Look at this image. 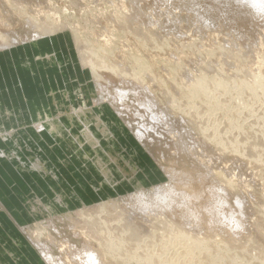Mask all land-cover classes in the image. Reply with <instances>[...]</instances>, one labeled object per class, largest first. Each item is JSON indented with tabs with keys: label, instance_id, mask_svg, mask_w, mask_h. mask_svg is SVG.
Instances as JSON below:
<instances>
[{
	"label": "rangeland",
	"instance_id": "1",
	"mask_svg": "<svg viewBox=\"0 0 264 264\" xmlns=\"http://www.w3.org/2000/svg\"><path fill=\"white\" fill-rule=\"evenodd\" d=\"M138 1L139 0H0V35L8 34L13 36L17 34L16 36L20 39L26 37L27 35L33 37L35 35L33 33L35 28L32 25L31 26L34 29L31 28L29 20L32 19L33 21H41L44 18H51L55 24H58L59 22L60 24L64 23L65 28L70 30L68 32H60L57 34V36L62 37L65 41V51L63 50L62 52L65 56H67L66 60H70L72 65L70 71L68 70L66 72L65 70V73H68V80L66 82L69 84V90L67 92L69 95L71 94L73 97H76L75 105L69 102L70 104H68L67 107L63 106L62 108H59L60 110L55 111L52 116L54 120L56 119L58 122H61V125L55 132L63 135L68 134L73 142V145L66 146V144H72L67 141L69 137L66 136L65 138H60L59 142L54 140L51 143L49 142L48 145L46 143L44 145V142L42 141L43 143L41 142L42 144L38 149H42L43 152L37 153L35 149L31 147V145L29 147L26 145L28 144V141L26 140L27 142H23V145H18L19 148L11 150L10 154H16L20 152L18 157L22 160V162L33 165L38 160L40 161L41 166L45 168H48L47 164L50 161L56 167H58L59 170L60 168H64L63 170L68 172H72L70 167L72 156L82 157L83 155L87 160H89L90 163V173L92 177L90 178L91 183H89L88 186L91 191L95 188V185L98 186V184L102 185L103 188H107L104 185L103 179L99 176L102 171L100 163H103L107 169L110 168L112 171L117 169V167L114 165H120V167H123V170L126 168V174L123 176L126 177L130 183H132L131 190H129L130 194L141 189L138 186L139 183H137L139 181L138 179H145L147 181V183L143 185L147 189H150L155 184H164L167 182V176L163 173V170L165 169H171L173 171L184 172L185 174L192 175L195 178L194 181H198L195 182L197 188L202 185L208 187L227 180V183L230 184V186L233 185L227 189V201H229L233 210L239 212L240 208L235 198L238 194L240 195V198L243 200L245 205L243 216L249 224L248 230L251 231L248 234L247 240L252 238L255 239V241H257L258 245L260 246V249L258 247L252 249V245L250 248V243L246 244V247H249L250 251H253V256H259L261 254L260 258L264 259V237L261 235L260 231L257 230L259 228L261 229L262 225L260 224L264 222V169L262 170L264 167H260L259 162L250 159L248 160L247 157H244L245 155L243 156L237 152H222L219 147L214 145L209 135V133H217L221 130L225 134L233 133V135H235L236 133V137L238 136L241 138L242 135H244L243 131L248 130V127L251 126L250 122L254 121L255 119V123L260 128L261 132L264 133V85L261 86L263 89L259 87L261 90H258V86H260V84H256L258 86L253 84L255 83L254 80L256 81L257 79L258 81L257 76H262L261 78H264V18L257 19L253 23L242 22L240 19L237 20L230 17L223 18L220 16L214 18L213 20L211 19L212 16L211 18L209 15L207 16V14L211 15V13L207 10V4L210 3V1L207 3L208 0H191L195 3L190 2V0H182L183 2L181 0ZM13 2L15 6L13 5ZM201 2L204 4V6L201 4ZM15 3H17L19 6ZM197 3L202 7H199ZM21 4H23L22 7ZM122 4L124 6V11H122L121 8ZM138 4L140 8L138 7ZM221 5L219 7L222 10H225L224 8L228 7L226 4L225 6L224 3ZM17 6L23 8L24 10L22 9V11L21 8H17ZM125 6L128 8V10L130 9V14L128 13V10L125 8ZM13 7L16 10L19 9L18 11L21 10L22 12L20 11V14L16 12V10L14 12ZM192 8L194 10H192ZM136 9L138 11H136ZM195 9L197 11L201 10V14L200 12L199 14L196 12V14ZM203 10H205V12ZM203 12L204 14H202ZM1 13L4 18L1 16ZM20 15H23L25 18L23 16L21 17ZM128 15L129 18H127ZM146 15H149L147 16V21ZM202 15H205L204 17L205 20L207 19L206 21L202 19ZM13 16L15 20L13 19ZM41 17L44 18L41 19ZM2 18L7 23L2 21ZM198 18L200 21H198ZM26 19H29L27 22L29 25H27ZM148 19L150 20L148 21ZM124 22L126 23L124 24ZM68 24L69 27H66ZM26 26L29 27L26 29ZM154 27L159 31V35L158 31L157 34H155L156 30ZM5 28L6 30H4ZM62 28L64 27L62 26ZM71 28L74 29L72 30ZM140 28L142 31L144 30V32H146L145 35L148 33L149 34L147 36L142 35L143 32L141 33V31L139 32L138 30ZM103 32H105L107 35L102 34ZM152 34L157 35L160 38L162 37L161 39L165 42V44L162 40L161 43L159 39L156 38L157 36H153ZM151 35L153 37H151ZM101 36H103V38ZM148 36L149 38L146 40ZM150 37L152 40L155 38L156 41L152 43L150 41ZM76 39H79V41L81 40L83 43L87 44L91 51L97 53L99 52L98 56L101 57L102 62H106V69H98L100 71L99 77L102 85L107 86L110 92L111 90L115 92L118 88H125L126 92H129V96L123 101H119L117 104L118 109L114 114V117H118L116 125L113 123V121L110 123V121L102 120V123L99 124V130L90 131V133L96 138L98 142L97 145L92 139V136L89 135L90 138L86 136V132L81 131L78 136L75 134L72 135L73 133L69 132L70 129L66 128L63 124V119H66L69 114L77 113V115H80L81 110L85 111L82 109V106H84V97L86 96H88L91 102L90 105H88L87 102L88 110H90L89 114L91 116V119L89 120H93V122L90 124L95 125L96 122L94 123V120L97 119H95V117L101 116L95 112V109H98V106L100 105V103L96 104L95 100L98 99V96L100 97L102 91L100 90L99 86L97 87V80L94 82L92 77L93 73L91 75V70H89L90 68L84 67L80 62V59L77 56L78 52L76 53L77 47L74 48L77 42H75ZM145 40L146 43H144ZM108 41H110V43ZM148 41L150 42V45L147 44L149 43ZM73 42H75V44ZM151 43L153 47L151 46ZM159 43L162 45V47H164L162 51L160 50L162 47ZM158 47L160 48L159 50ZM228 51L231 54H229ZM231 55L234 57H231ZM206 63L215 64L212 65V67L214 66L215 69H212V67H210L211 65ZM119 65L121 68L127 65L125 66L126 68L124 67L125 69L123 68V70L133 68V71L137 76L135 75L134 79L133 77H128L130 80L128 81V79H125V81L123 77L127 75V70L125 71L124 75V71L121 72L122 69H120V67L118 68ZM67 66L68 65L66 64L63 67ZM202 67H205V70L208 68L209 71L211 69L212 70L209 73L208 70H206L205 73ZM117 68L119 72L117 71ZM117 72L119 74L122 73L124 76L121 77V74H116ZM245 74L246 77H244ZM95 76H97V72L95 73ZM247 76L248 79L246 80ZM230 77L236 82H233ZM224 79L228 81H225ZM218 80L220 82L222 81L220 86L217 85L219 84ZM248 80H250V83H248ZM251 81L253 82L251 83ZM213 82L216 84L214 85ZM181 83L182 85H180ZM205 83L207 85H204V87L201 86ZM208 83H213V85L210 86ZM61 84L63 86L65 85L63 77H61ZM159 84L167 86L166 88L168 90L165 89V91L167 90L166 92H170L173 97L175 96L174 98H181V100H184V104L182 103L181 105L185 106V104L188 103L189 105L185 107L191 105L190 108L188 107L189 109L186 108V110H183L181 108L182 106L180 107L167 103L165 96H169L170 94L168 93L169 95H167L166 93L164 96V90H162L163 87ZM183 84L195 86V90H200L199 96H196L195 99L189 98V100H187L188 97L186 96H189L190 94L188 95L186 91L183 92L182 89V91L179 90L180 87L184 86ZM200 86L203 87L202 91ZM53 87L54 88L50 90L53 92L55 91V94H66V91L62 92V90L57 87L55 79L53 81ZM146 87H149V90L146 89ZM176 87L179 89H175ZM80 88L84 90L83 96L79 92ZM95 88L97 92L95 91ZM207 88L213 91H220L216 92L217 95L215 94L214 96V92L211 94ZM49 91L47 89L48 93H50ZM47 92H45V95ZM174 92L177 93L173 95ZM208 92L211 94V96L208 94ZM14 94L17 93L15 92ZM18 95L19 94H17V96ZM176 95H179L178 97L180 98L176 97ZM109 97L114 101L115 94H111ZM156 98L158 101L156 100L157 102H154ZM103 105H106L110 110L112 109V112H114L112 106L115 105L111 104V102H103L100 106ZM9 108L11 110V104L9 105V103H3L2 106H0L1 115L3 116V118H0V120L3 119L11 125L15 119V114L13 111H8ZM84 113L86 114L87 111ZM125 116L127 119H124ZM106 118H108V115H106ZM252 118L254 119L252 120ZM41 120H47V118L45 117L40 119L36 121V123H40ZM96 121L100 123V120L97 119ZM195 121L202 122V126L197 127L195 125ZM34 123L35 122L32 124ZM144 126H147V128L150 130L145 132L148 136V139L145 138L144 141L141 142L136 139L135 133L138 129H144ZM17 127L18 126L16 124V128ZM132 129L133 131H131ZM97 131L100 133H96ZM56 137L58 138V136ZM74 144L77 146L75 147ZM23 146L25 148L24 150ZM21 150H23V152H21ZM25 150L28 151V153ZM125 153H127L126 158L124 157L126 156ZM234 153H237V155ZM139 157L143 161V164L140 163L141 165L147 164L149 167H152L147 171H144L142 169L143 167L138 164L139 162L136 161L137 158L139 159ZM247 160L253 162H248ZM261 160H264V149L261 154ZM129 161H131V164L128 165ZM126 163L128 166H135V163L139 166L136 174L134 173L137 168L132 167L133 169L131 170L130 167H126ZM67 164H70V166ZM5 168L6 167H2L1 169L5 171ZM94 171L96 172L97 176L93 175ZM48 174H50V172ZM51 176L53 177V175ZM118 179L121 180L122 177H118ZM127 183L129 182L127 181ZM25 186L28 188L30 187L28 184H25ZM123 194H125V192L119 193V195L112 196L107 199H101L100 201L95 200L94 203H110L111 201L116 202L117 200L118 205V203L120 204L122 202L123 198H126L127 194L125 196H123ZM24 198H22L23 201H30L27 198ZM36 201L37 203L40 202L35 200L33 203ZM86 202L78 207L77 205H73L74 207L71 206L69 209L68 206H63L61 209L47 208L46 211H41L37 219L27 226H32L36 223L42 222V225L46 227V230L48 229V231H44V234L42 233V235H40L42 236L41 240L45 239L44 241L46 244V241L53 239V237L58 238L54 239L53 241L56 242V245H58L53 247V255L56 254L58 257H61L60 254L62 251L60 245L61 243L67 242V240L70 241L71 244L76 245V247L79 245L78 248L80 247L79 249H82V244H85L86 238L83 240V238L79 236L77 237V235H75L76 232L74 231L79 230L78 232L83 233L85 230H87L81 226V224H84L83 220L85 218L83 219V217L77 216L78 214H76L75 211L83 208L84 206H92L91 203ZM122 203L120 204L121 207L124 206V202ZM109 208L112 209V207ZM109 208L106 209L108 210L106 213L111 212L114 214V208L112 211ZM72 212L74 213L72 214ZM99 213L100 210L98 211V214ZM125 214H127V212H125ZM125 214H117L115 219L116 227L121 231L128 230L124 228V221L128 219ZM2 215H5L6 217L4 226L10 231L9 232L5 229L3 232L8 233L11 237H13L11 230H13L12 227L14 225V221L8 216L6 212L3 211L0 216V219L3 220ZM60 216L63 217L61 218ZM56 217L58 219H56ZM170 218L174 219V217L171 215ZM67 219L69 221H67ZM78 221L81 224H79ZM70 222H73L71 223L72 225ZM74 222L78 223H75V225L80 229L73 225ZM49 223L52 224L50 225L52 227L48 226ZM134 225L136 227L145 229V234H141L144 235L142 236V240H140L136 246L137 256L130 255V249L127 248L129 250H124V255L120 256L125 259H120L119 261L121 264H150L153 258H144V255H152L159 252L158 247L154 245L155 243L148 244L154 238V236L159 233L158 227L151 223L149 224L145 222V220L141 217H137ZM0 227H2L1 224ZM82 229L84 230L82 231ZM130 230L133 229L130 228ZM203 230H205L208 235H206L207 233L202 231V229L201 232L199 230V233H197L199 238L203 241V244L207 246L204 248L208 250H216L217 245L221 242L219 241L220 237L226 235H224L222 230L218 229L209 232L206 229ZM84 233H86V231ZM164 234H167V232ZM24 235L21 234L20 237L23 241H25V243H28L31 252L33 253V262L36 264H46L42 261L39 252L30 243V240H28L25 233ZM80 235L83 236L82 234ZM93 236L94 235H92L91 238H93L94 241L91 240V243H93L91 245H94L95 247L98 244H95L96 240ZM145 239L147 240L145 241ZM247 240L240 238L239 242H245ZM74 241L77 243H72ZM195 241L196 242L194 244H197L198 240ZM53 242L51 243L53 244ZM48 243L50 246H52L50 242ZM185 244V248L191 246L190 242ZM178 248H180V246ZM176 249L177 248H174L173 250L176 251ZM187 250L190 251V249L187 248L185 252ZM182 251L183 250L179 249V253L176 251L178 255L172 254V256L170 254L168 255L169 257H164V255L158 256L163 262L165 261V264H167V258L169 259L173 257L174 259L180 257L179 259H182L183 261L185 258L183 259L182 256L184 255L185 257H188L189 255H196L195 258H201L204 254L203 251L198 249H195L190 253L186 252L185 254L184 252L181 254ZM20 252L23 256L31 257L25 250L21 248ZM115 252L120 253L121 249H116ZM206 253L217 256L218 251H207ZM65 258L66 255L63 257V259ZM71 259L72 258H69L66 264H75ZM238 259L239 258L237 257L236 260ZM223 260H225V257ZM241 262L238 264H250L244 261L242 263ZM253 264L264 263L255 262Z\"/></svg>",
	"mask_w": 264,
	"mask_h": 264
},
{
	"label": "bare ground",
	"instance_id": "2",
	"mask_svg": "<svg viewBox=\"0 0 264 264\" xmlns=\"http://www.w3.org/2000/svg\"><path fill=\"white\" fill-rule=\"evenodd\" d=\"M3 1V0H2ZM12 1V0H11ZM140 1V0H139ZM138 1V2H139ZM182 1V0H181ZM197 1H201V0H197ZM196 1V2H197ZM210 1V3H209ZM5 2V1H4ZM20 2V1H19ZM134 2V1H133ZM141 2V1H140ZM143 2V1H142ZM183 2V1H182ZM190 2H192L190 0ZM8 3V2H7ZM22 3V2H20ZM132 3V1H131ZM188 3V2H187ZM192 3H195L194 1ZM204 3V2H203ZM207 4L208 5V8L207 10L211 13L210 14H207V16L209 15V17L212 18L214 20V18L216 17H223V18H227V17H230L232 19H240L242 22H247V23H253L255 22L257 19H260V18H264V0H208L207 1ZM219 3L220 5L222 3H224V5L226 4L228 7H225L224 9L225 10H222L219 6ZM10 4V3H9ZM7 4V5H9ZM12 4V2H11ZM16 5H18L17 3H15ZM133 4V3H132ZM136 4V3H135ZM141 4V3H140ZM198 4V3H197ZM196 4V5H197ZM202 4V2H201ZM206 4V3H205ZM229 4V5H228ZM13 5H14V2H13ZM23 4H21V7H22ZM126 5V4H125ZM204 6V4H202ZM225 5V6H226ZM15 6V5H14ZM19 6V5H18ZM17 8H21V7H18ZM127 6V5H126ZM125 6V8H127ZM134 6V5H132ZM186 6V5H185ZM198 6L200 7L201 5L198 4ZM223 6V5H221ZM12 7V5H11ZM25 7V6H23ZM123 4H122V11H124L123 9ZM137 7V5H136ZM138 7H139V4H138ZM202 7V6H201ZM8 8V7H7ZM14 8V7H13ZM12 8V9H13ZM129 8V7H128ZM127 8V10H128ZM135 8V7H134ZM133 8V9H134ZM140 8V7H139ZM138 8V9H139ZM5 9V8H4ZM11 9V8H10ZM23 8H21L22 10ZM15 8H14V12H15ZM19 10V9H18ZM16 10V12H20ZM24 10V9H23ZM22 10V11H23ZM130 10V9H129ZM129 10H128V13H129ZM192 10H194L192 8ZM196 10V9H195ZM207 10H206V13H207ZM4 11V10H3ZM2 11V12H3ZM8 11V10H7ZM6 11V12H7ZM12 11V10H11ZM21 11V12H22ZM136 11H138L136 9ZM201 11V10H200ZM200 11H195V13L197 12L199 14ZM205 12V10H203ZM1 12V11H0ZM10 12V11H9ZM20 12V13H21ZM126 12V11H125ZM124 12V13H125ZM135 12V10H134ZM191 12V11H190ZM204 12L202 14H204ZM19 13V14H20ZM127 13V14H128ZM131 13V12H130ZM129 13V14H130ZM196 13V14H197ZM9 14V13H8ZM13 14V13H12ZM17 14V13H16ZM24 14V13H22ZM133 14V13H132ZM136 14V13H135ZM201 14V12H200ZM6 15V14H5ZM18 15V14H17ZM1 16H2V13H1ZM16 16V15H15ZM21 16V15H20ZM19 16V17H20ZM23 16V15H22ZM21 16V17H22ZM27 16V15H26ZM136 16V15H135ZM147 16L149 15H146V21H147ZM205 16V15H204ZM202 15V19L205 20V17ZM3 17V16H2ZM8 17V15H7ZM11 17V16H10ZM24 17V16H23ZM30 17V16H28ZM33 17V16H32ZM235 17V18H234ZM4 18V17H3ZM3 18L1 19L2 21H5L3 20ZM18 18V17H17ZM16 18V19H17ZM25 18V17H24ZM44 18V17H41V19ZM129 18V15L128 17ZM136 18V17H135ZM208 18V17H207ZM13 19H14V16H13ZM19 19V18H18ZM39 19V18H38ZM151 19V18H150ZM148 19V21L150 20ZM172 19V18H171ZM178 19V18H177ZM15 20V19H14ZM22 20V19H21ZM27 20V21H26ZM26 23L28 22L29 19H26ZM60 20V19H59ZM116 20V19H115ZM130 20H133V19H130ZM207 20V19H206ZM205 20V21H206ZM210 20V19H209ZM20 21V20H18ZM62 21V20H61ZM121 21V20H120ZM198 21L199 18H198ZM202 22H204L203 20H201ZM211 21V20H210ZM6 22V21H5ZM118 22V21H117ZM7 23V22H6ZM29 23H30V26L32 25L34 28H35V31L33 32L35 35L33 37H30L29 35H27L26 37L24 38H19L15 35L11 36V35H0V53H4V52H9V51H13V50H18L19 47H21L22 49L24 48V50H28L29 48H34L35 46H37L38 44V41H46L47 39H51V38H55L57 36V34H59L60 32H68L70 31L69 29L65 28V25L64 23L63 24H60V22L57 24H55L51 18L48 19V18H44L42 19L41 21H33L32 19L29 20ZM121 23V22H120ZM119 23V24H120ZM123 23V22H122ZM126 22H124L125 24ZM206 23V22H205ZM5 24V23H4ZM14 24V23H13ZM18 24V23H17ZM122 24V25H124ZM27 25H29L27 23ZM121 25V24H120ZM4 26V25H3ZM10 26V25H9ZM8 26V27H9ZM31 26V28H33ZM62 26L64 28H62ZM126 26V25H124ZM7 27V25H6ZM12 27V26H11ZM10 27V28H11ZM16 27V26H15ZM27 27L29 26H26V29ZM61 27V28H60ZM66 27H69V24L66 25ZM129 27V26H128ZM127 27V28H128ZM157 27V26H156ZM163 27V26H162ZM4 28V27H3ZM2 28V29H3ZM33 28V29H34ZM131 28V27H130ZM142 28V27H141ZM140 28V29H141ZM155 28V27H154ZM159 28V27H158ZM168 28V27H167ZM32 29V30H33ZM62 29V30H61ZM72 29V28H71ZM74 29V28H73ZM72 29V30H73ZM126 29V27H125ZM139 30V32L141 31L142 35L144 36H147L148 34L145 35L146 32H144V30L142 31V28L141 30ZM6 30V28L4 29ZM127 30V29H126ZM154 30V29H153ZM156 32L155 34H157V29L155 28ZM8 31V30H7ZM10 31V30H9ZM32 32V31H30ZM130 32V31H129ZM132 32V31H131ZM139 33V34H141ZM163 33V32H162ZM65 34V33H64ZM73 34V33H72ZM102 34H106L105 32H103ZM101 34V35H102ZM151 34V33H150ZM32 35V34H31ZM68 35V34H67ZM107 35V34H106ZM105 35V36H106ZM141 35V36H142ZM153 36H157V35H154L152 34ZM151 35V37H153ZM158 35H159V31H158ZM161 35V34H160ZM73 36V35H72ZM163 36V35H161ZM22 37V36H21ZM64 37V36H63ZM103 38V36H101ZM150 37V41L152 43H154L156 41L155 38H152ZM62 38V37H61ZM60 38V39H61ZM107 38V37H105ZM110 38V37H109ZM140 38V37H139ZM146 38V37H145ZM149 38V36L146 38V40ZM156 38L159 39V41L161 42V38L159 36H157ZM142 39V37H141ZM74 40V39H73ZM146 40L144 41V43H146ZM62 41V40H61ZM68 41V40H67ZM78 43H77V42ZM143 41V39H142ZM158 41V40H157ZM163 41V40H162ZM53 42V41H52ZM76 42V46L77 47V51L76 53L78 52V57L80 59V62L82 63V65L84 67H87V68H90L89 70H91V75L94 79V82L97 80L96 84L97 87L99 86L100 90L102 91L100 97L98 96V99L95 100V103H100V105L104 102L106 103V101H109L111 102V104L115 105V106H112L113 110H114V114H115V111L117 112V104L119 103V101H123L124 99H126L129 95V92H126L125 88H118L116 89V91L114 92L113 90H109V88L107 86H104L102 85L101 81H100V77H99V70L98 69H102L103 68H107V65H106V62H102L101 60V57H99V52H93L89 49V46L85 43H83L81 40L79 41V39H76L75 40ZM75 42H73L75 44ZM110 43V41H108ZM149 42V41H148ZM72 43V42H71ZM151 43V46L153 47ZM162 43V42H161ZM163 43L165 44V42L163 41ZM89 44V43H88ZM150 45V42L147 43ZM157 44V43H156ZM160 44V43H159ZM155 45V44H154ZM161 45V44H160ZM45 47V46H44ZM160 47V46H159ZM158 47V50L160 49ZM162 47V45H161ZM164 47H162V49H160L161 51L163 50ZM75 49V50H76ZM31 50V49H30ZM44 50V48H43ZM105 50V49H103ZM230 50V49H228ZM37 51V50H36ZM65 51V50H64ZM29 52V51H28ZM15 53V52H13ZM20 53V52H19ZM229 54H231L229 51H228ZM12 54V53H11ZM34 54V53H33ZM37 55V54H36ZM12 56V55H11ZM29 56H33L32 54L29 55ZM233 55H231L232 57ZM44 57V56H43ZM47 57V56H46ZM230 57V58H231ZM234 57V56H233ZM35 58H36V61H35ZM35 58H33V61H31L30 63H37V58L38 59H42L41 56H35ZM55 58V57H54ZM13 59V58H12ZM15 59V58H14ZM44 61V60H43ZM45 62V61H44ZM16 63V62H15ZM43 63V62H42ZM80 63V65H81ZM120 64V63H119ZM208 64V63H206ZM205 64V65H206ZM210 64V63H209ZM208 64V65H209ZM53 65V64H52ZM204 65V66H205ZM212 67V65H215V64H210ZM82 66V67H83ZM122 66V65H121ZM127 66V65H125ZM124 66V67H125ZM207 66V65H206ZM45 67V66H44ZM81 67V68H82ZM120 67V65L118 66V68ZM124 67H120L121 72H123V74L125 75V71H126V74L127 75H122L121 74V77H123V79L127 80L128 81L130 80L129 78L133 77V79L135 78V73H134V69L133 68H128L126 70H123ZM131 67V66H130ZM218 67V66H217ZM67 68V67H66ZM75 68V67H74ZM118 68H117V71H118ZM126 68V67H125ZM124 68V69H125ZM203 70L205 71L206 73V70H208V73L212 70V69H215L214 66L212 67V69L209 71V68L208 69H204L205 67H202ZM20 69V68H19ZM62 69V68H61ZM60 69V70H61ZM218 69V68H217ZM216 69V70H217ZM32 70V69H31ZM49 70V68L47 69ZM56 70V69H55ZM23 71V70H22ZM25 71V70H24ZM36 71V70H35ZM62 71V70H61ZM26 72V71H25ZM85 72V71H84ZM97 72V76H95V73ZM116 72V71H114ZM119 72V71H118ZM116 73V74H119V73ZM136 72V71H135ZM37 73V72H36ZM48 73V72H47ZM246 74H248L247 72H245ZM68 74V73H66ZM119 74V75H120ZM246 74L244 77H246ZM27 75V74H26ZM30 75V74H29ZM7 76V75H6ZM5 76V77H6ZM137 76V75H136ZM47 77V76H46ZM95 77V78H94ZM127 77V78H126ZM129 77V78H128ZM258 77V81L256 79V81L254 80L255 83V86H258L256 84H260L259 87L263 86L264 85V78H261L262 76H257ZM264 77V76H263ZM51 79V78H50ZM222 79V78H221ZM220 79V80H221ZM227 79V78H226ZM224 79L225 81H228L229 80V77H228V80ZM230 79L232 80V78L230 77ZM248 79V76L246 78V80ZM38 80V79H37ZM125 80V81H126ZM197 80V78H196ZM223 80V81H224ZM25 81V80H24ZM39 81V80H38ZM224 81V83H225ZM233 82H236L235 80H232ZM231 81V82H232ZM250 80H248V83ZM26 82V81H25ZM49 82V81H48ZM155 82V81H153ZM219 84H217L218 86H220L222 83V81L220 82L218 80ZM230 82V80H229ZM253 81H251L252 83ZM128 83V82H126ZM183 83V82H182ZM182 83L180 85H182ZM185 83V82H184ZM214 85L217 83L213 82ZM208 83L210 86L213 85ZM5 84V83H4ZM31 85V84H30ZM29 85V86H30ZM108 85V84H106ZM163 87L162 90H164L163 92V95L165 96L166 93L167 95L170 94V92H166L168 89L166 88L167 86L165 85H162V84H159ZM179 85V86H180ZM184 85V84H183ZM192 85V84H191ZM204 85H207L206 83L201 85L204 87ZM252 85V84H251ZM17 86V85H15ZM42 86V85H41ZM84 86V85H83ZM200 86V87H201ZM254 86V85H252ZM161 87V88H162ZM183 87V88H182ZM179 88H175V89H179L180 91L183 90V92H187L189 96H186L188 97L187 100H189V98H193L195 99L196 96H199V93H200V90L197 91L195 90V86H190V85H187L185 84L184 86H182ZM199 87V88H200ZM203 87H201V91L203 90ZM209 87V86H207ZM31 88V87H30ZM66 88V87H65ZM219 88V87H218ZM217 88V89H218ZM37 89V88H36ZM68 89V88H67ZM146 89L149 90V87ZM165 89H167L165 91ZM182 89V90H181ZM208 89V88H207ZM261 89H263V87H261ZM260 88L258 90H261ZM2 90V89H1ZM4 90V89H3ZM132 90V89H131ZM209 90V89H208ZM207 90V91H208ZM45 90H43L42 92L44 93ZM95 91H96V88H95ZM129 91V90H128ZM136 91V90H135ZM176 91V90H175ZM179 91V92H180ZM220 91V90H218ZM217 90H209V92L212 94L214 92V96L216 94V92H218ZM29 92V91H28ZM46 92V91H45ZM80 94H82V96L84 95V90L82 88H80L79 90ZM97 92V91H96ZM151 92V91H150ZM172 92V91H171ZM178 92V93H179ZM208 92V94L211 96V94ZM169 93V94H168ZM177 92H174L173 95H175ZM111 94H115V99L114 101L111 100V98L109 97V95ZM56 95V94H54ZM208 95V97H209ZM217 95V94H216ZM61 96V95H60ZM80 97H82L81 95H79ZM133 96V95H131ZM171 94L169 96H165L166 97V102L167 103H170L171 105L174 104L176 106H182L181 108L183 110H186V108H190V106L188 107H185L187 105H189L188 103L184 105H181L182 103L184 104V100H181L180 97H178L179 95H176V97L180 98V99H177V98H174ZM212 96V97H214ZM97 97V96H96ZM134 97V96H133ZM60 98V97H59ZM144 98V97H143ZM85 100V103H84V106H82L83 110L85 111H80V113L82 115H84L85 113L84 112H88L90 110H88V105H87V101H89L88 99L84 98ZM158 99L156 98L154 102H157ZM25 102V101H24ZM29 102V101H28ZM45 102V101H44ZM152 102V103H154ZM188 102V101H187ZM46 103V102H45ZM63 103V102H62ZM94 103V102H92ZM180 105H178V104ZM54 104V103H53ZM94 104V105H96ZM169 104V105H170ZM44 105V104H43ZM100 105L98 107H100ZM40 106V105H39ZM104 106V105H103ZM106 106V105H105ZM15 107V106H14ZM185 107V108H184ZM17 108V107H16ZM28 108V107H27ZM188 108V109H189ZM108 109V108H107ZM112 110V109H111ZM49 111V110H48ZM110 111V110H109ZM105 112V111H104ZM107 112V111H106ZM46 113V112H45ZM13 114V113H12ZM15 114V113H14ZM58 114V113H57ZM125 114V113H124ZM7 115V114H6ZM17 116V115H16ZM20 116V115H19ZM24 116V115H23ZM44 116H47L46 114ZM252 116V115H251ZM29 117V116H28ZM27 117V118H28ZM49 117V116H48ZM47 117V118H48ZM26 118V117H25ZM26 118V119H27ZM57 118V117H56ZM69 122H73L75 121H79L81 123H84L82 122L81 118L79 116H77V113H72L71 115L67 116ZM118 118V117H117ZM126 118V116L124 117V119ZM251 118V117H250ZM257 118V117H256ZM110 119V118H109ZM116 119V118H115ZM120 119V117H119ZM127 119V118H126ZM249 119V117H248ZM254 118H252L253 120ZM56 120V119H55ZM55 120H52L49 118L47 120H41L40 123H34L32 125L33 127V130H32V134L34 135V138L35 137H38V138H45L47 136H51L50 132L51 133H54V131H57L58 127L60 126L58 121H55ZM102 120V119H101ZM123 120V119H122ZM47 121V122H46ZM256 119L254 121H251L250 125L248 128V130L246 131H243L244 132V135H242L241 138H239L238 136V139L236 137V133L235 135H233V133H229V134H225L223 133L221 130L218 131L217 133H209L210 135V139L211 141L214 143V145H216L217 147H219L222 152H226L228 151V153L231 151V153L233 152H237L241 155H245L244 157L249 160H253V161H257L260 163V167L263 166L264 167V160H261V154H262V151L264 149V133L261 132L260 128L257 126V124L255 123ZM96 122V121H94ZM115 122V121H114ZM117 122V121H116ZM128 123V122H127ZM97 124V123H96ZM101 124V121L100 123ZM85 125V123H84ZM127 125V124H126ZM125 125V126H126ZM195 125L197 127H200L202 126V122H196L195 121ZM4 126V125H3ZM1 127V126H0ZM114 127H117V126H114ZM112 128V127H111ZM154 128V127H153ZM128 129V128H127ZM124 130V129H123ZM129 130V129H128ZM148 130H150L149 128H147V126H144V129H138L136 130V133H135V137L137 140L139 141H144V139H148V136L146 135L145 132H147ZM88 138L89 135L92 136V139L95 141V144L97 145L98 142L96 140V138L90 133V131L88 130V128H85V130ZM133 131V129L131 130ZM125 132V131H124ZM26 133V132H25ZM133 133V132H132ZM5 134V133H4ZM7 134V133H6ZM55 135L51 136L52 139L54 140H57L59 142V139L60 138H65L66 137H69L67 141H69L70 143L72 144H69L66 146H70V145H73V142L70 138V136L68 134H58V132H55L54 133ZM128 134V133H127ZM32 135V136H33ZM238 135V134H237ZM241 135V134H240ZM13 135H9V137H11ZM58 136V138L56 137ZM244 136V137H243ZM3 137L7 138L8 136H2L0 135V139H3ZM115 137V136H114ZM129 138V137H128ZM125 139V138H124ZM44 140V139H43ZM136 140V141H137ZM37 141V140H36ZM128 141V140H127ZM75 142V141H74ZM37 145H39V143L35 142ZM120 143V142H119ZM228 143V145H227ZM42 144V143H41ZM125 144V143H124ZM230 144V146H229ZM127 145V144H126ZM227 145V146H226ZM74 146L76 147L77 145L74 144ZM128 146V145H127ZM141 146V145H140ZM128 148V147H127ZM218 148V149H219ZM138 149V148H137ZM219 149V150H220ZM1 152V151H0ZM145 152V151H144ZM237 153H234L237 155ZM238 154V155H239ZM0 158L2 159H8L10 160L11 162L14 161V159H11L7 153L5 152H1L0 154ZM140 156V154H139ZM76 157V156H75ZM132 158V157H130ZM134 160V159H133ZM247 160V161H248ZM6 161V160H5ZM22 161V160H21ZM156 161V160H155ZM253 161H248V162H253ZM135 162V161H134ZM145 162V161H144ZM89 163V162H88ZM117 163V162H116ZM256 163V162H255ZM136 164V163H135ZM258 164V163H257ZM32 165V164H31ZM101 165V168H102V171L101 173L105 176V178L107 177H112V173L114 172V170H110L107 169V167L102 163H100ZM145 165V164H144ZM147 165V164H146ZM11 166V165H10ZM115 167H117V169H119L121 171V174L124 175L126 174L125 170H123V167H120V165H114ZM158 166V165H157ZM93 167V166H92ZM137 168V166H135ZM133 167V168H135ZM132 167H130V169L132 170L133 169ZM17 169V167H16ZM64 169V168H63ZM62 169V170H63ZM264 168H262L263 170ZM31 170H33L34 173L38 172V173H44L46 174V170L41 166V163L40 161H36L35 164L32 165L31 167ZM135 170V169H134ZM155 170V169H154ZM138 171V168L137 170L135 171L134 174H136V172ZM89 172V171H88ZM87 172V173H88ZM134 172V171H133ZM67 173V172H66ZM163 173L167 176V179L168 181L165 182L164 184L162 183H159V184H155L153 185V187H151L150 189H147L145 186H143L144 182L142 179H138L139 181L137 183H139V187L141 189H139V191L137 190L136 192L134 193H129V191L125 192V194H123V196H125L126 194V198L122 200V202H124V206L121 207V203L117 205V200L116 202H110V203H106V202H98V203H91L92 206H84L83 208L79 209V210H76V214H78L77 216H80V217H83V222L84 226L78 221L79 224H81V226L84 228V229H87L85 230L86 233H80L78 232L77 230L74 231L76 232L73 233L75 235H77V237H81L83 238V240L86 238L85 240V244L83 246L82 249H79L78 246L76 247V245L74 244H71L70 241L67 240V242L65 243H61V251L62 253L60 254L61 257H58V255H53L52 252H53V247L54 246H58L56 245V242H53L54 238L53 239H50L47 242V244L45 243V239L41 240V237L40 235H42V233L44 234V231H48V229L46 230V227H44L42 225V222L41 223H36L32 226H25L22 228H20V231H22L23 233L26 234V237L28 238V240H30V243L35 247V249L39 252L40 254V258L42 259L43 262H45L46 264H66L68 262V259L69 258H72L71 260H73V262L75 264H121V262L119 261L120 259H125L123 257H120L121 255H124L123 251L124 250H129L130 249V255H133V256H137V253H136V246L138 245L139 241L142 240V236L144 235H141V234H145V229L144 228H140V227H136L134 225V222H136L137 220V217H141L142 219L145 220V222L147 223H151L155 226L158 227V231L159 233L157 235L154 236V238L148 243V244H152V243H155L154 245L156 247H158V253L157 254H152V255H149V254H145L144 255V258H153L150 262V264H165V261L163 262L159 256L160 255H164L165 256H168V255H178V250H183L181 254H184L186 252L190 253L192 251H194L195 249H198L200 251H203L204 254H203V257L199 258V257H196V255H189L188 257H183V261L182 259H179L180 257L178 258H167V264H238L239 262H246V263H250V264H253L255 262H262L264 263V259H261L260 256L261 254L258 256H253L252 253L253 251H250L249 247L247 248L246 247V244H249L250 243V248H251V245L253 246V248H256L258 247L260 249V246L258 245L257 241H255V239H248V234L251 232L250 230H248L249 228V224L248 222L246 221V219L244 218V202L243 200L240 198V195L238 194L235 198V200L237 201V204L240 208V211L237 212L235 210H233L230 206V203L229 201H227V197H226V194H227V189L228 187H232L230 186V184L227 183V180L226 181H223L221 183H216V184H213L211 186H208L206 187L205 185L203 186H199V188H197V185L195 184V182H198V181H194V177L190 174H185L184 172H177V171H173L171 169H165L163 170ZM63 174V173H62ZM153 174V173H152ZM49 175V174H47ZM88 175V174H87ZM97 176V175H96ZM162 177V176H161ZM165 178V177H164ZM18 179V178H17ZM148 179V178H147ZM108 180V178H107ZM123 180H128L126 177L123 178ZM136 180V179H135ZM110 181V180H108ZM129 181V180H128ZM158 181V180H157ZM163 181V180H162ZM200 182V181H199ZM59 183V182H58ZM117 184V183H116ZM152 184V183H151ZM200 184V183H199ZM204 184V183H203ZM3 185V184H2ZM36 185V184H35ZM43 185V184H42ZM37 186V185H36ZM71 186V185H70ZM99 186V184H98ZM61 187V186H60ZM65 188V187H64ZM8 189V188H7ZM35 189V188H34ZM10 190V189H9ZM12 190V189H11ZM40 190V189H39ZM44 190V189H43ZM207 190V191H206ZM15 192V191H14ZM38 192V191H37ZM91 193V192H90ZM20 194V193H19ZM115 194V193H114ZM37 195V194H36ZM96 197V196H95ZM98 197V196H97ZM64 198V197H63ZM92 198V197H91ZM119 198V197H118ZM100 200V199H99ZM59 202V200H58ZM2 204V203H1ZM123 204V203H122ZM3 206V205H2ZM112 207V209L114 208V214L109 212V213H106V210L107 208L109 207ZM69 207V206H68ZM107 207V208H106ZM3 209V208H2ZM110 209V208H109ZM112 209H110L112 211ZM100 210V213L98 214V211ZM103 210V211H102ZM5 211V210H4ZM58 211V210H57ZM36 212V211H34ZM125 212H127V214H125ZM71 213V212H70ZM74 212H72L73 214ZM125 214L126 217L128 219H126L124 221V225H125V229L127 231H121L119 230L117 227H116V224H115V219H116V216L117 214ZM69 215V214H68ZM114 215V216H113ZM170 215L173 218H170ZM76 216V215H75ZM61 218L63 216H60ZM59 217V218H60ZM55 218V217H54ZM56 219H58L56 217ZM71 219V218H70ZM55 220V219H54ZM63 220V219H61ZM72 220V219H71ZM78 220V219H77ZM42 221V220H41ZM52 221V220H51ZM58 221V220H57ZM64 221H65V218H64ZM67 221H69L67 219ZM134 221V222H133ZM15 222V221H14ZM47 222V221H46ZM49 222V221H48ZM54 222V221H53ZM21 223V222H20ZM73 223V222H70V224ZM76 222H74V226ZM76 223V224H78ZM56 224V223H54ZM52 224H48V226H50ZM72 225V224H71ZM260 225H262L261 229H257L258 231H260L261 235L264 237V222L261 223ZM80 226V225H78ZM45 229H43V228ZM52 227V226H50ZM77 227V226H76ZM81 227V228H82ZM49 228V227H48ZM79 228V227H77ZM130 228H132L133 230H130ZM80 229V228H79ZM82 229V231L84 230ZM201 229L202 231H205L203 229H206L208 232L209 231H213L215 229H218V230H222L224 232V235L226 236H222L220 237L219 241H221L218 245H217V249H205L204 247H207L203 244V241L199 238L198 236V233H199V230L201 232ZM55 230H56V227H55ZM71 230V228H70ZM75 230V229H74ZM262 230V231H261ZM51 231V230H49ZM81 231V230H80ZM163 231H166L167 234H164L166 232H163ZM71 232V231H70ZM198 232V233H197ZM206 232V231H205ZM204 232V234H205ZM58 233V232H57ZM82 234L83 236H81L80 234ZM88 233V234H87ZM203 233V232H202ZM207 233V232H206ZM21 234V233H20ZM60 234V232H59ZM94 235L93 237L95 238L96 240V245L94 247V245H91L93 243H91V240H93V238H91L92 235ZM172 234V235H170ZM24 235V234H23ZM52 235V234H50ZM85 235V236H84ZM208 235V233L206 234ZM169 236V237H168ZM47 237V236H46ZM181 238V239H180ZM242 238L243 240H247L245 242H239V239ZM48 239V238H47ZM58 239V238H57ZM147 239H145L146 241ZM195 240H198L197 241V244H194L196 241ZM144 241V242H145ZM52 244L51 242H53L52 246L49 245V243ZM187 242H190L191 246H188L187 248L190 249L187 250L185 252V250L187 248H185ZM72 243H77V242H72ZM183 243V244H182ZM14 245V244H13ZM180 246V248H178ZM249 246V245H248ZM119 248L121 249V252H115V250H119ZM129 248V249H127ZM174 248H177L176 252L175 250H173ZM33 249V248H32ZM249 249V250H248ZM163 250V251H162ZM248 250V252H247ZM31 251V250H30ZM34 251V250H33ZM60 251V250H59ZM170 251H173V252H170ZM175 251V252H174ZM207 251H218V254L217 256L215 255H212L210 253H206ZM262 251V250H261ZM2 252V251H1ZM35 252V251H34ZM181 252V251H180ZM3 253V252H2ZM60 253V252H59ZM169 253V254H168ZM187 253V254H188ZM259 254V253H258ZM8 255V254H7ZM15 255V254H14ZM38 255V254H37ZM66 255V258L63 259V257H65ZM159 255V256H158ZM180 255V254H179ZM4 256V255H3ZM173 256V255H172ZM10 257V256H9ZM169 257V256H168ZM225 257V260H223ZM237 257L239 258L238 260ZM11 258V257H10ZM242 259V260H241ZM16 260V259H15ZM241 260V261H239ZM22 261V259H21ZM14 262V261H13ZM40 262V261H39ZM241 262V263H242ZM15 263V262H14ZM17 264V263H16ZM42 264V263H41ZM138 264V263H137Z\"/></svg>",
	"mask_w": 264,
	"mask_h": 264
},
{
	"label": "crops",
	"instance_id": "3",
	"mask_svg": "<svg viewBox=\"0 0 264 264\" xmlns=\"http://www.w3.org/2000/svg\"><path fill=\"white\" fill-rule=\"evenodd\" d=\"M60 38L61 37L56 36L55 38L53 37L51 39H47L46 41H38V43H36L38 45L33 49L29 48L28 50H24V48L22 49L21 47H19V49L16 51L13 50L0 53V106H2L3 103H9V105L11 104V110L9 108L8 111H13V113H15V119L13 120L11 125L3 119L0 120V135L8 136L7 138L3 137V139H0V151L7 153V155L11 159H14V161L11 162L8 159L0 158V216L5 210L4 212H6L8 216L11 217L13 221H15V226L13 225V230H11L13 237H11L10 234L3 232L6 229L4 226V221L6 220L5 215H2L3 220L0 219V224L2 226L0 227V264H36L32 260L33 253L30 251L28 243H25V241H23L20 237L21 234H24L22 231H20V228H22V226L25 227L33 223L37 219L41 211H46L47 208L61 209L63 208V206L71 207L73 205H77L78 207L86 201H88L86 203H92L95 202V200L100 201L101 199H107L109 197L119 195V193H124L127 190H131L132 187V183H130V181L128 180H123L124 176L120 173L121 171L119 169H115L114 167L115 170L112 173V177H107L110 181H108L103 174H99V176L104 181V185L107 188H103L102 185H95V188L91 191L88 186L89 183H91L90 178L92 177L90 173V163H88L89 160H87L83 155L82 157L72 156V160L70 161L71 166L70 164H67L71 167L72 172L64 171L62 170L63 168H60V171L58 167H56L49 161V163L47 164L48 168L43 167L47 172L46 174H44L38 172L34 173L33 170H31L32 165L22 162L18 157V154L20 152L16 154H10L11 150L19 148L18 145H23L22 143H26L27 141L28 144L26 145L28 147L31 145V147H33L37 153L43 152L42 149H38L41 145V142L43 141L44 143H42L44 145L45 143L48 145L49 142L51 143L52 141H54L51 136L55 134L50 132L51 136L49 135L43 138L44 140L38 137L34 138V135L32 134V123L45 117L47 118L48 116L49 120H54L52 118L53 113L55 111H59V108H62L63 106L67 107L68 104H70L69 102L73 103V105L76 104V97H73L71 94L69 95L67 92L69 90L67 89L69 84H67L66 82L68 79L65 70L66 72L68 70L70 71L72 65L70 60H66L67 56H65L62 52L64 50L65 41L63 40V38ZM31 54L33 56H29ZM38 55L41 56L42 59L37 58L36 64L30 63L31 61H33V58ZM66 64L68 65L67 68L63 67ZM48 68L49 70H47ZM61 77L64 78V86L61 84ZM54 79L55 83H57V87L61 89L62 92L66 91V94L54 95L55 91L53 92L52 90H50L54 88ZM47 89L48 91L50 90L49 92L51 94L47 92ZM43 90L47 92L46 95L45 91L44 93L42 92ZM15 92L19 95L17 96V94H14ZM84 98L89 100L88 96ZM87 102L88 105L91 104L90 100ZM107 108V106H100L98 107V109H95V112L101 115L95 117V119L97 118L100 121H110V123L111 121H113V123L116 125L117 117H114V113L109 108ZM89 112L90 111H88L84 115H77L81 118L82 122H84L85 125L84 123L76 121V119L74 123L69 122V120L66 118L63 119L64 126L70 129L69 132H72V135L75 134L77 136L81 133V131L86 132L84 131L85 128H88L89 131L99 130V122L96 121L97 119L94 120L97 124L95 122V125L90 124L91 122H93V120H89L91 119ZM45 114L47 116H44ZM106 115H108V118L110 119L106 118ZM25 117L28 118L26 119ZM0 118H3V116L1 115V109ZM58 123L59 125H61V122ZM16 124L18 126L17 128ZM96 133L100 132L97 131ZM9 135L13 136L9 137ZM35 142L39 143V145H37ZM24 149L25 148L23 146V150ZM23 150H21V152H23ZM26 152L28 153V151ZM125 155L126 156L124 157L126 158L127 153H125ZM136 161L139 162V165H141L140 163L143 164V161L140 157L139 159L137 158ZM129 164H131V161L128 162V165ZM128 165L126 163V167L137 166V168L139 169V166L136 164L135 166ZM141 166L143 167L142 169L144 171H147L152 167H149V165ZM2 167H6V172L1 169ZM48 171L50 172L49 175H47L49 173ZM51 175H53L54 178ZM93 175H96L95 171ZM118 177H122V179L119 180ZM142 180L145 181L143 184L147 183L145 179ZM127 181L129 183H127ZM25 184H28L30 187L28 188L27 186H25ZM22 198H27L28 200H30L29 202L31 204L25 200L23 201ZM35 200H38L40 202L37 203L36 201L35 203H33ZM6 230L9 231L8 229ZM20 248L25 250L31 257L23 256L20 252Z\"/></svg>",
	"mask_w": 264,
	"mask_h": 264
}]
</instances>
